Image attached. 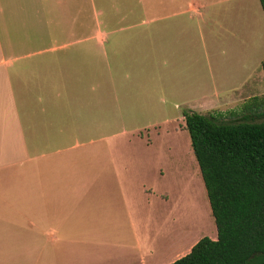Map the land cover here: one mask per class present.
Returning <instances> with one entry per match:
<instances>
[{"label":"crops","instance_id":"obj_1","mask_svg":"<svg viewBox=\"0 0 264 264\" xmlns=\"http://www.w3.org/2000/svg\"><path fill=\"white\" fill-rule=\"evenodd\" d=\"M223 4L0 0V264H170L190 252L199 239L158 238L168 191L142 170H76L62 144L92 136L101 113L105 127L111 112L120 121L147 112L135 125L148 131L175 118L186 131L187 110L264 117L262 40L232 43L234 73L216 74L220 39L204 31ZM190 30L203 41L201 91L176 47Z\"/></svg>","mask_w":264,"mask_h":264},{"label":"rangeland","instance_id":"obj_2","mask_svg":"<svg viewBox=\"0 0 264 264\" xmlns=\"http://www.w3.org/2000/svg\"><path fill=\"white\" fill-rule=\"evenodd\" d=\"M214 1L218 0H206L210 3ZM223 1L224 4L217 7L220 10L218 15L207 16V29L204 31L207 41L213 39L215 34L220 39L216 41L219 50L215 51L216 74L219 78L220 75L232 76L234 73L232 43L237 42L245 48L251 44L255 46L257 40L264 42V37H261L264 36V11L260 1ZM177 5H183V1ZM140 17L143 21L149 19V16ZM187 17L182 16L177 21L192 23L193 21ZM215 18L220 21L221 27L214 24L212 20ZM167 21L177 22L173 19ZM188 34L192 37L175 39L176 47L183 53L189 52L188 78L199 82L198 87L201 91L203 41L197 30H190ZM171 45L173 46V43L168 44V46ZM204 62L207 78L210 76L207 56ZM222 62H224L223 65H221ZM221 80L223 83L225 78ZM95 114L100 116L98 111H95ZM113 114L114 112H111L108 117L110 125L105 127L96 125L101 122L102 113L98 119L94 117L95 128L92 136L86 137L79 134L62 144L63 147L70 146L76 170H142L143 178L147 176L149 182L156 183L159 189L168 191L170 196L164 216L162 217V213H159V239L163 237V234L164 236L167 234L169 238L190 244L191 247L194 242L204 236L217 238L215 219L188 130L181 131L175 118V121L164 123L157 130L151 128L148 131L141 127L143 124L135 125L145 122L147 112H142L141 116L140 112H137L136 115L124 118V121L117 120L118 116ZM212 114L229 122L235 119L229 108L220 107ZM151 116L152 113H150ZM255 120L264 121V117ZM138 128L140 130L135 132ZM76 141L80 142L76 144ZM158 207H160L159 204Z\"/></svg>","mask_w":264,"mask_h":264},{"label":"trees","instance_id":"obj_3","mask_svg":"<svg viewBox=\"0 0 264 264\" xmlns=\"http://www.w3.org/2000/svg\"><path fill=\"white\" fill-rule=\"evenodd\" d=\"M184 116L218 236L200 238L170 264H264V121Z\"/></svg>","mask_w":264,"mask_h":264}]
</instances>
